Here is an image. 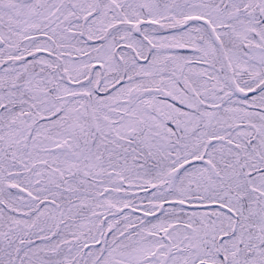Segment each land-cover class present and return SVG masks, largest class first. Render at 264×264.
<instances>
[{"label":"snow or ice","instance_id":"snow-or-ice-1","mask_svg":"<svg viewBox=\"0 0 264 264\" xmlns=\"http://www.w3.org/2000/svg\"><path fill=\"white\" fill-rule=\"evenodd\" d=\"M0 264H264V0H0Z\"/></svg>","mask_w":264,"mask_h":264}]
</instances>
